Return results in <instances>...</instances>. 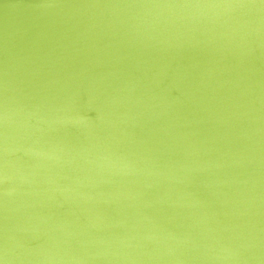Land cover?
Returning a JSON list of instances; mask_svg holds the SVG:
<instances>
[{
	"label": "water",
	"instance_id": "water-1",
	"mask_svg": "<svg viewBox=\"0 0 264 264\" xmlns=\"http://www.w3.org/2000/svg\"><path fill=\"white\" fill-rule=\"evenodd\" d=\"M0 264H264V0H0Z\"/></svg>",
	"mask_w": 264,
	"mask_h": 264
}]
</instances>
